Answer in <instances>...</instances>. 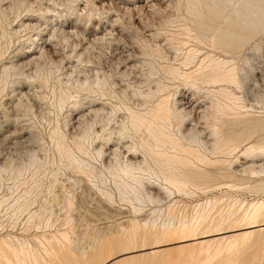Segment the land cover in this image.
<instances>
[{
    "label": "rangeland",
    "instance_id": "rangeland-1",
    "mask_svg": "<svg viewBox=\"0 0 264 264\" xmlns=\"http://www.w3.org/2000/svg\"><path fill=\"white\" fill-rule=\"evenodd\" d=\"M263 147L264 0H0V238L40 264H264V217L210 254L242 231L222 200H264Z\"/></svg>",
    "mask_w": 264,
    "mask_h": 264
},
{
    "label": "bare ground",
    "instance_id": "bare-ground-1",
    "mask_svg": "<svg viewBox=\"0 0 264 264\" xmlns=\"http://www.w3.org/2000/svg\"><path fill=\"white\" fill-rule=\"evenodd\" d=\"M223 68V67H222ZM217 69H219V68H217ZM217 69L215 70V71H217ZM230 69H232V67L230 68ZM219 70H221V69H219ZM217 71L216 73L218 74V72L220 73V74H218V76L221 78V77H224V76H226L225 75V73L227 72V70L226 71H223V72H225V73H223L222 71V75H224V76H221V72L220 71ZM224 70V69H223ZM228 70H229V68H228ZM233 71H234V69H232ZM232 70H229L228 72L230 73V71H232ZM231 72V73H234V72ZM215 73V72H214ZM215 73V74H216ZM227 75H228V73H226ZM230 75L232 76V77H234L232 74H229L228 75V78L230 77ZM235 75V74H234ZM213 76H215V75H213ZM212 76V77H213ZM217 76V78H219ZM236 76V75H235ZM211 77V78H212ZM227 77V76H226ZM225 77V81L227 80V82H228V78H226ZM216 78V76H215V78L213 79L214 81H217L218 79ZM219 78V79H220ZM212 79H211V81H212ZM216 79V80H215ZM230 79H231V77H230ZM229 79V80H230ZM234 79H235V77H234ZM220 80H224V78L222 79H220ZM236 80V79H235ZM230 81H233V80H230ZM223 82V81H222ZM225 96V95H224ZM234 99V98H233ZM231 100V99H230ZM238 101V100H237ZM234 102V101H233ZM234 106V105H233ZM158 109V108H157ZM168 111V110H167ZM166 111V112H167ZM171 114V113H170ZM162 115V114H161ZM161 115H159V116H161ZM167 115V114H166ZM164 116V115H162L163 117H168V115L167 116ZM141 117V116H140ZM165 120V119H164ZM108 122V121H107ZM147 123V122H146ZM151 127V126H150ZM176 127V126H175ZM178 128V127H177ZM150 129V128H149ZM148 129V130H149ZM158 129V128H157ZM155 130V129H154ZM109 134V133H108ZM164 134V133H163ZM165 135V134H164ZM167 136V135H166ZM170 136V135H169ZM157 137H159V136H157ZM174 137V136H173ZM184 137H186V136H184ZM164 138V136L162 137V139ZM166 138V137H165ZM190 138V137H189ZM195 138V137H194ZM193 138V139H194ZM158 139V138H157ZM160 139H161V137H160ZM160 139H158V140H160ZM174 139V138H173ZM176 139V138H175ZM163 140H165V139H163ZM166 140L168 141V140H170V144H172V145H174V147H175V149H176V147H177V142L178 141H176V140H174V141H176V142H173V141H171L172 140V135H171V138H166ZM178 140V139H177ZM185 140H187L188 141V139H185ZM162 141V140H161ZM160 141V142H161ZM190 141V140H189ZM164 142V141H163ZM172 142V143H171ZM192 142V141H191ZM164 143H166L167 144V142H164ZM174 143V144H173ZM179 145V144H178ZM165 146V145H164ZM252 146V145H251ZM159 147H160V145H159ZM172 147V146H171ZM173 147V148H174ZM253 147V146H252ZM169 148V147H168ZM179 148V150H180V148H181V150H180V152L179 153H182V150H184L186 147H184L183 149H182V147H178ZM189 147H187L186 149H188ZM251 147L249 146V148L248 149H250ZM264 148V147H263ZM262 148V149H263ZM191 149V148H190ZM190 149H189V151H190ZM193 149V148H192ZM197 149V148H196ZM253 149V148H252ZM251 149V150H252ZM258 149V148H257ZM262 149H261V151H262ZM177 150V149H176ZM194 150V149H193ZM191 151V153H193L194 154V152L195 151ZM159 151V150H158ZM184 151H186V150H184ZM151 152V151H150ZM165 152V151H164ZM176 152H178V151H175V153ZM188 151H186V153H187ZM227 152V151H226ZM257 152V151H256ZM159 153V152H158ZM166 153V152H165ZM190 153V152H189ZM190 153V154H191ZM150 154V153H149ZM185 154V153H184ZM174 156H176L175 154H173ZM179 155V154H178ZM194 155H196V158H198V156H199V154H194ZM198 155V156H197ZM173 156V157H174ZM190 156V155H189ZM202 156V158H199L198 160H200L201 161V159H202V161H203V158L205 157H203V155H201ZM195 157V156H194ZM193 157V158H194ZM168 158V157H167ZM170 158V157H169ZM168 158V159H169ZM172 158V157H171ZM175 158H177L178 160H179V158L180 157H174V161L176 160ZM181 158H184V157H181ZM185 159V158H184ZM177 160V161H178ZM172 161V160H171ZM181 161V160H180ZM188 161V159L186 160V163H188L187 162ZM157 162V161H156ZM183 162V161H182ZM183 164H185V162L183 163ZM199 164V163H198ZM203 164V163H202ZM185 165H187V164H185ZM188 166V165H187ZM187 168H189V166L187 167ZM172 169V168H171ZM127 171V170H126ZM127 172H129V170L127 171ZM132 172V171H131ZM182 173V172H181ZM173 174V173H172ZM177 174V173H176ZM253 174V173H252ZM178 176H179V174H177ZM182 176H183V174H181ZM174 176L175 175H173V176H171L172 178V180H173V178H174ZM132 177V176H131ZM183 177H185V176H183ZM133 178V177H132ZM168 179H169V177H167ZM179 178H181V177H179ZM179 178H177V179H179ZM135 180H136V178H134ZM170 179V180H171ZM177 179H174V180H176V182H178L177 181ZM183 179V178H182ZM181 179V181H183ZM168 181V182H172V183H174L173 181ZM185 180V179H184ZM186 181V180H185ZM185 181H183V182H181L182 184H184V182ZM188 181V180H187ZM136 182V181H135ZM134 182V183H135ZM180 182V181H179ZM178 182V183H179ZM139 184H141L140 183V181H139ZM175 184H177V183H175ZM179 185V184H178ZM140 186V185H139ZM176 187V186H175ZM181 187V184H180V186H179V188ZM123 188V187H122ZM178 188V189H179ZM167 189V188H166ZM168 191V190H167ZM132 192V191H131ZM169 193H171L170 192V190L168 191ZM180 192V191H179ZM172 194V193H171ZM137 196V195H136ZM133 197V196H132ZM219 198H221L222 199V197L221 196H216L215 198L213 197V199H211V198H209V199H207L206 201H205V203L204 204H206L205 205V207H203V209H202V211H199V210H195V215H196V217L194 218V222H193V219H192V217H191V219H192V221L189 219V221H187V219H185V221L184 220H182V219H180V220H182V221H180L179 219H178V221H180V222H178V225H174L173 223L172 224H167V225H169V226H167L166 224V226H164V225H162V227L164 226V228H161V229H157L155 226V228H153L152 230V232L153 233H155V235L156 234H158V239H160V246H163V244L165 243V242H163V241H165V240H167V243H165V244H171V243H176V242H185V241H188V240H193V239H198V238H195L194 236H195V234H194V232L197 230V229H200V228H202V227H200V226H202V224L203 223H206V220H207V218L209 217V215L211 216L212 214H210L211 212V209L213 208V209H215L214 208V206H215V202L218 200L219 201ZM217 199V200H216ZM228 199V198H227ZM226 199V200H227ZM231 200H232V198H230ZM221 201V200H220ZM219 201V202H220ZM222 201H224L223 203H221V204H223V205H221V206H223L224 207V205L226 204V208L228 209V212H227V214H229V216L230 217H226V219L228 220L229 218L231 219L232 217L231 216H233V215H235V220H234V222H236V227L237 226H242L241 228H239V227H237V228H235L234 230L235 231H238L239 229H241L242 231L240 232V233H238L237 235H233V238H231L230 240L229 239H225L226 241H227V243L225 244V246H222V248H221V245H219V248L217 247V249H214V251L212 252V253H210L211 254V256H213V255H220L221 253H223V254H225V252H223V251H226V254H227V251H228V249H233L232 247H234L235 245H236V243H244V244H246V242H249L250 241V239L252 238V236H253V234H254V232H255V228L256 227H258L259 225H258V222H259V220L261 219V218H263L264 217V200H261V201H255V202H251V203H245V202H242L241 200H233V201H229V203H227V201H226V203H225V200L223 199ZM218 204V203H217ZM220 207V206H219ZM221 208V207H220ZM200 209V208H199ZM132 210V209H131ZM173 210V209H172ZM219 211H221L220 209H219ZM219 211H217V212H219ZM223 211H224V209H223ZM221 213H222V211H221ZM221 213H219V214H221ZM180 215V214H179ZM190 215V214H189ZM194 215V216H195ZM193 216V215H192ZM218 216V215H217ZM223 216H225L224 215V213H223ZM212 217V216H211ZM184 218H186V217H184ZM219 219H221L220 217H218ZM140 220V219H139ZM142 220V219H141ZM209 220H210V218H209ZM209 220H207V222H208V225H209ZM212 220H214V219H212ZM212 220H211V222H212ZM223 220H224V218H223ZM223 220H221V224H222V221ZM134 221V220H133ZM136 221H137V219H136ZM146 221V220H145ZM172 221V220H171ZM191 221V222H190ZM132 222V221H131ZM143 222V221H142ZM149 222V221H148ZM174 222V221H173ZM216 222H218L217 220H216ZM229 222V221H228ZM232 222V221H231ZM230 222V223H231ZM140 223V222H139ZM152 223V225H155L154 224V222H151ZM162 223V222H161ZM166 223V222H165ZM214 223L215 222H212V223H210V224H213V226L215 227H217V225H218V223H217V225H214ZM133 225L132 226H134V228H133V230L135 231V233H136V231H140L141 232V230L143 229H145L146 228V224H147V221L146 222H144V226L142 227V229L141 230H139L140 228L139 227H137V226H139V225H141V223L140 224H138V225H136L135 226V224H134V222L132 223ZM177 224V223H176ZM260 224V223H259ZM149 225L150 224H148L147 226L149 227ZM152 225H151V227H152ZM171 225V226H170ZM173 225V226H172ZM219 225H220V223H219ZM223 225V224H222ZM132 226L130 227V229L132 228ZM205 226V225H204ZM212 226V225H211ZM141 227V226H140ZM200 227V228H199ZM139 228V229H138ZM204 229V228H203ZM210 229V228H209ZM209 229H208V231H209ZM215 229V228H214ZM216 229H218V228H216ZM129 230V229H128ZM127 230V231H128ZM150 230V227H149V229H147L146 228V231H148V232H151V230ZM201 230V229H200ZM205 230V229H204ZM211 230V229H210ZM220 230V229H219ZM219 230H217V231H219ZM232 230V229H231ZM207 231V232H208ZM240 231V230H239ZM129 232V231H128ZM158 232V233H157ZM211 232H213V231H211ZM219 232H221V231H219ZM229 233V232H228ZM129 233H127V235H128ZM132 234H134V232L132 231ZM140 234V233H139ZM144 234H145V231H144ZM148 235H149V233H147ZM204 234V233H203ZM213 234V233H212ZM54 235V234H53ZM136 235H138V232H137V234ZM152 236H153V234H151ZM205 235V234H204ZM200 236L199 238H201V240L199 241V244L201 245V246H207V248L206 249H208V247H209V245H210V243H211V239L210 240H206V239H204L205 237H207L208 235L206 234V236ZM211 235V234H210ZM213 235H216V233H214ZM48 236V235H47ZM60 236H62V235H60ZM130 236V235H129ZM128 236V237H129ZM145 236H146V234H145ZM53 237V236H52ZM67 237V236H66ZM131 237L133 238L134 236H132L131 235ZM130 237V238H131ZM135 237H137V236H135ZM143 237H144V235H143ZM223 237V236H222ZM42 238V237H41ZM46 238V237H45ZM48 238H50V240H48V239H46L47 241V243L45 244V245H43V250H45V252L46 253H48L49 255H46V256H49V257H51L50 256V251H52V252H54V254H55V252L56 251H58L59 252V250L61 249V246L58 244V243H56V242H54L53 240H51V237L49 236ZM54 238V237H53ZM52 238V239H53ZM138 238V237H137ZM221 238V237H220ZM223 238H225V236L223 237ZM56 238H54V240H55ZM60 239V238H59ZM59 239H57L58 241H59ZM126 239V238H125ZM136 239V238H135ZM216 238H214V240H215ZM219 239V238H218ZM217 239V240H218ZM66 240V239H65ZM68 240V239H67ZM66 240V242H69V241H67ZM129 240V239H128ZM127 240V241H128ZM133 240H134V238H133ZM143 240V239H142ZM156 240V239H155ZM172 240H175V241H172ZM213 240V241H214ZM222 240H224V239H221V241ZM16 241V240H15ZM24 241H26V240H24ZM24 241L23 242H21V241H16V242H14L13 240H11V239H9L8 237L6 238H0V264H32L33 262H35V261H37L38 262V264H40L39 263V260L41 259V257L40 258H38L39 260H37V257L38 256H40L38 253L36 254V256L37 257H35L34 256V254H35V251L33 252V249L35 248H32L28 243H24ZM126 241V242H127ZM132 241V240H131ZM131 241H129V242H131ZM140 241H141V239H140ZM212 241V242H213ZM219 241V240H218ZM217 241V242H218ZM45 242V241H44ZM74 241H72V243H73ZM133 242V241H132ZM162 242H163V244H162ZM120 243H122V241H120ZM134 243H135V241H134ZM134 243H132V244H134ZM157 243V244H156ZM42 243H40L39 245H41ZM130 244V243H129ZM155 246H157L158 245V242H155ZM165 244H164V246H165ZM213 244H214V242H213ZM212 244V245H213ZM216 244V243H215ZM62 245H63V242H62ZM121 245V244H120ZM240 245V244H239ZM64 246V245H63ZM154 246V247H155ZM200 246V247H201ZM65 247V246H64ZM103 247V246H102ZM124 247H125V245H124ZM131 247V246H130ZM158 247V246H157ZM238 247V246H237ZM237 247H235V248H237ZM63 248V247H62ZM127 248H128V246H127ZM205 248H204V251H205ZM210 248V247H209ZM234 248V249H235ZM39 249V248H38ZM65 249V248H64ZM123 249V248H122ZM233 249V250H234ZM37 250V249H36ZM63 250V249H62ZM127 250V249H126ZM232 250V251H233ZM129 251V250H128ZM133 251V250H132ZM135 251V250H134ZM207 251V250H206ZM208 251H209V249H208ZM208 251H207V256H208ZM45 252H43V253H45ZM64 254L63 255H65V251H62ZM130 252V251H129ZM230 252V251H229ZM34 253V254H33ZM112 253V252H111ZM123 253H124V251H123ZM57 254V253H56ZM202 254V253H201ZM209 254V255H210ZM213 254V255H212ZM205 255V256H206ZM218 255V256H219ZM58 256V255H57ZM60 256V255H59ZM210 256V257H211ZM49 257H47V258H49ZM53 257V256H52ZM55 257V256H54ZM209 257V256H208ZM82 259H83V257H82ZM81 259V260H82ZM42 260V259H41ZM44 260V259H43ZM43 260H42V262H43ZM53 260V259H52ZM46 261V260H45ZM49 261V260H48ZM57 261H58V259H57ZM206 261V260H205ZM47 262V261H46ZM36 264V263H35ZM46 264V263H45ZM47 264H48V262H47ZM50 264V263H49ZM207 264V263H206Z\"/></svg>",
    "mask_w": 264,
    "mask_h": 264
}]
</instances>
